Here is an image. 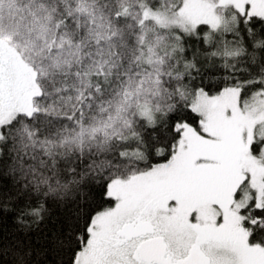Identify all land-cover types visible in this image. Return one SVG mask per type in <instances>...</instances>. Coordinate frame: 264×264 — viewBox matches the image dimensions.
Returning a JSON list of instances; mask_svg holds the SVG:
<instances>
[{"label": "snow or ice", "instance_id": "snow-or-ice-1", "mask_svg": "<svg viewBox=\"0 0 264 264\" xmlns=\"http://www.w3.org/2000/svg\"><path fill=\"white\" fill-rule=\"evenodd\" d=\"M0 264H264V0H0Z\"/></svg>", "mask_w": 264, "mask_h": 264}, {"label": "trees", "instance_id": "trees-1", "mask_svg": "<svg viewBox=\"0 0 264 264\" xmlns=\"http://www.w3.org/2000/svg\"><path fill=\"white\" fill-rule=\"evenodd\" d=\"M14 223H15V221H6V226L8 228H11Z\"/></svg>", "mask_w": 264, "mask_h": 264}]
</instances>
